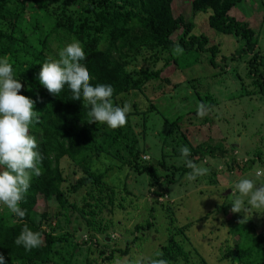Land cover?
Instances as JSON below:
<instances>
[{"label": "trees", "instance_id": "obj_1", "mask_svg": "<svg viewBox=\"0 0 264 264\" xmlns=\"http://www.w3.org/2000/svg\"><path fill=\"white\" fill-rule=\"evenodd\" d=\"M260 1L261 8H264V0ZM173 3L174 0H0V57L7 58L13 65L14 76L20 79L22 84L20 92L35 101L34 110L37 111L38 119L29 131L37 139L40 155L38 166L41 170L39 176L31 178L30 187L20 202L19 206L25 210L23 218L15 217L0 205V254L4 256L5 264H49L53 254L62 249L61 244L67 242L70 237L73 238L70 232L62 237L54 233L56 224L53 230L42 226L49 221L50 212L37 211L39 196H43L48 203H55L58 207L57 217L72 208L85 220L91 233L90 239L81 242L75 240L76 248L72 254H76L77 248L82 249V245L86 247L89 244L87 264L97 262L98 258H91L96 251L104 262L130 253L132 245L145 240L143 235L137 234L133 238L126 236V245L123 248L111 247L110 242L108 244L105 239V236H108L112 242L115 241V238H112V232L117 230L115 227L128 223L122 221L121 216L126 217L125 211L129 213V210H134V200L140 197L134 192L136 188L132 187L130 176L134 175L133 180L139 179L137 176H144L143 179L153 187L151 191L154 203L152 202L150 210L152 213L158 211L159 207L155 210V204L160 203L159 198H168L169 190L177 180L183 174L191 172L185 163L170 162L171 149L167 147L179 142L189 147L188 159L197 167H200L202 162L208 165L207 160L222 161L225 168L221 171V177H225V174L235 177L245 174L254 168L257 159L260 160V166L264 167L260 150L254 153L257 158L241 161L233 152L236 147L227 141L226 136L214 138L210 134L208 140L194 144L182 128L187 123L184 120L191 114L190 119L197 118V110L191 114H181L170 122L168 136L164 140L171 142H163L162 158L156 162L153 156L151 160L143 158L142 154L146 152L142 151L146 150L148 145L139 147V137L142 134L136 127L140 125L146 129L148 113L156 109L146 89L156 85L159 80L167 79L161 78L166 66L172 62L180 66L178 60L173 57L175 52H196V57L199 54L205 56L213 68L223 72L230 63L245 62L247 77L253 80L255 86L259 85L264 93V53L261 50L259 32L257 34L247 18L239 19L232 15V11L243 6L245 0H192L194 15L199 12L208 13L211 28L226 34L227 37L234 36L244 40L245 44L230 55L223 52L220 54V45L212 42L206 34L193 33L194 21L187 20L183 14L176 16ZM74 40L79 41L83 48L82 63L89 71V82L93 85L110 84L113 87L114 105L122 106L127 103L125 99L131 97L134 109L129 108L123 127L110 129L104 124L90 122L87 116L89 106L82 101L71 100L72 94L67 87L56 96L39 83L37 76L40 63L58 58V52ZM163 53L171 54V57L165 58L163 68L154 69ZM147 54H150V57H147ZM140 57L151 65L138 67L135 63ZM130 65L133 67L129 68ZM141 95L145 99L144 103L149 101L147 110L139 109ZM122 97L125 98L122 100ZM201 100L203 111L210 110L216 103L211 95H205ZM137 116L142 123L133 121ZM203 118L208 122L211 117L204 115ZM173 155L180 156L179 150ZM64 157L82 168V176L75 183H71L70 190L68 189L74 192L87 189L82 207H79L77 202H71L66 195L64 184L67 178L60 165ZM102 164L106 165L104 170L101 168ZM214 166L213 169L209 168V174L204 176L207 185L219 183L216 177L218 172H215ZM127 169L130 170L129 174ZM117 171H124L125 176L118 184L112 185L109 181L116 178ZM210 176L214 179H210ZM166 201L167 203L162 205L171 219L168 226L169 237L156 253L157 261H164V264H209L204 256L198 257L199 260L193 259V253L201 256L197 250L191 252L185 248L187 237L184 233L191 223L183 226L175 224L177 218L173 216L174 206L170 204L169 199ZM219 207L216 205L217 209ZM103 213L106 217H103ZM153 224L152 219L137 224L135 232L150 230ZM25 226L39 232L42 244L38 248L26 251L14 243ZM121 234L124 237L123 231ZM99 235H102L104 243L99 242ZM177 235H183L184 238L179 240ZM249 237L248 233L242 241L240 238L236 240L234 253L226 254L232 260L228 261V264H252L254 251L263 259L260 264H264V232L253 236L251 240L247 239ZM223 259L227 257L223 256ZM140 260V264H157L149 259Z\"/></svg>", "mask_w": 264, "mask_h": 264}, {"label": "rangeland", "instance_id": "obj_2", "mask_svg": "<svg viewBox=\"0 0 264 264\" xmlns=\"http://www.w3.org/2000/svg\"><path fill=\"white\" fill-rule=\"evenodd\" d=\"M260 4V0H245L243 6L237 7L232 11V15L239 19L247 18L252 23L257 34L259 32L261 50L264 53V8H261ZM173 5V11L176 16L183 14L187 20L194 21L193 33L206 34L212 42L220 45V54L223 52L230 55L235 53L239 46L245 44L244 40L238 37H227L226 34L211 28L208 19L210 14L199 12L194 15L192 0H174ZM173 38L176 39V37ZM196 56V52H185L183 50L175 52L173 57L178 60L180 66L178 67L172 62L161 73V78L167 77V79L159 80L156 85L147 87L146 92L153 99L156 109L148 113L149 121L145 125L146 129L140 125L136 127L138 132L146 136L145 138L142 135L139 137L141 140L140 148L144 144L148 145L146 150L142 151L146 152V154H142L143 158L151 160L153 156L155 157V162L162 158L163 142H171L164 140L168 136L167 131L171 125L170 122L181 114L193 113L194 110L202 106L201 97L211 95L216 100V103L210 110L203 111L204 115H208L211 118L208 122H205L204 115L190 119L191 114L184 120L187 123L182 128L187 137L197 145L208 140L210 134L214 138L226 136L227 141L236 147L233 152L239 160L245 161V159L252 157L257 158L254 155L257 150L262 152L264 159V93L259 85L255 86L253 80L247 77L248 70L245 62L230 63L226 71L223 72L218 68H213L205 56L200 54L198 57ZM147 57H150V54H147ZM166 57H171V54L163 53L161 59L156 62L154 69L163 68ZM135 64L138 67L151 65L141 57ZM132 67V65L129 66V68ZM124 98L122 97V100ZM130 98L127 97L125 100L129 108L132 107L134 109ZM143 98L141 95L140 111L147 110V105L149 104V101L144 103L145 99ZM138 118L137 116L133 121L142 123L143 121ZM210 128L212 129L210 130ZM181 146H184L181 142L174 146H166L171 149V153H169L171 155V163L184 164L183 158L173 155ZM207 164L202 162L201 165L208 171L213 169V165H215L214 168L215 172H218L216 177L219 183L213 182V184L207 185L204 180L205 175L189 179L188 176L191 172L185 173L170 188V196L168 198L167 196L159 198L160 203L155 204V210H157V207H159V210L153 213L150 210L151 205L154 203L151 191L153 187L149 186L146 179H143L144 176H137L139 179L133 180L134 175H131V185L136 188L134 192L142 200L140 197H136L133 205L135 209L129 210V213L125 211L126 217L125 215L121 216V220L128 223H121L115 227L117 230L112 232V238H115V241L112 242V239L108 240V236H105V239L108 244L110 242L109 246L122 248L126 245V236L130 235V238H133L137 234L143 235L145 240H140V244L132 245L130 253L127 255L112 261L104 262L96 251L91 257L92 259L98 258L94 264H140V259H149L150 262L153 261L160 264L155 255L160 251L162 244L167 242L166 239L169 237L168 226L171 221L163 209L164 205H162L167 203V199L174 206L175 212L173 216L177 218L175 224L183 226L191 223L184 233V236L188 238L184 242L185 248L191 252H196L197 250L199 255H201L198 256L193 253V259L199 260L198 257L204 256L209 264H228V261H232L231 257L226 254L234 253L237 244L236 240L240 238L242 241L244 237H247L248 233L250 237L247 239L251 240L253 236L258 235L262 231L264 232V213L251 209V212L245 216L246 221H241L244 219V214L231 211L230 200L237 194L228 187L235 180L251 177L255 170H264V167L260 166V160L257 159L254 168H251L247 173H237V177L231 174H225V177H221V171L225 168L222 161L212 160L209 162L207 160ZM60 165L65 178H67V182L64 184L67 190L66 195L71 202H77L78 206L82 207L87 189H80L79 192L68 191L71 183H75L82 176V168L76 166L67 157L61 160ZM101 168L104 170L106 165L102 164ZM160 171L165 173L162 169ZM208 171L207 174H209ZM116 173V178L113 181H109L112 185L118 184V181L125 176L124 171H117ZM129 173L130 170L127 169V174ZM177 176L179 177V174ZM210 179L214 178L210 176ZM207 180L209 179L207 178ZM37 202L36 209L38 212L46 210L50 212L49 221L42 225L44 228L53 230L56 224L57 227L54 233L62 237L66 236L67 232H70L73 236V238L70 237L67 242L61 244L63 246L62 249H58L56 254H53L49 264H87L89 244L86 247L82 245V249L77 248L76 254H72L76 248L75 240L81 242L82 240L90 239L91 233L85 220L72 208L63 211L62 215L57 217L58 207L54 202L48 203L43 196H39ZM216 205L220 206L219 209L216 208ZM105 213L102 214L103 217H106ZM150 219L154 222L150 230L135 232V225L143 224ZM77 226L79 227L78 229L76 228ZM122 231L124 232V237L121 234ZM99 236V242L102 243L104 239L102 240V235ZM184 236L177 235V238L180 240ZM131 251L133 254H131ZM256 252H253L255 254L253 255L252 264H260L263 261L259 257L258 252ZM223 256L224 258L227 257V259H223ZM141 264L148 263L144 262Z\"/></svg>", "mask_w": 264, "mask_h": 264}, {"label": "clouds", "instance_id": "obj_3", "mask_svg": "<svg viewBox=\"0 0 264 264\" xmlns=\"http://www.w3.org/2000/svg\"><path fill=\"white\" fill-rule=\"evenodd\" d=\"M83 60L84 51L79 41L66 44L58 52V58L40 63L39 83L56 96L67 87L72 94L71 100L82 101L89 106L87 116L90 122L104 124L110 129L123 127L128 118L129 105L113 104V87L110 84H91ZM21 88L20 79L14 76L13 65L7 58L0 57V205L17 218L25 216V210L19 205L30 187L31 178L41 174L37 139L29 131L38 119L34 110L35 101L22 94ZM197 115H204L202 107L197 108ZM179 155L186 167L191 169L189 179L207 173L206 168L197 167L188 159V146H181ZM228 188L237 194L230 200L231 211L243 213L241 221H246L245 216L251 209L264 213V170L257 169L251 177L239 178ZM14 243L28 251L38 248L42 240L39 232L25 226ZM0 264H5L2 254Z\"/></svg>", "mask_w": 264, "mask_h": 264}, {"label": "water", "instance_id": "obj_4", "mask_svg": "<svg viewBox=\"0 0 264 264\" xmlns=\"http://www.w3.org/2000/svg\"><path fill=\"white\" fill-rule=\"evenodd\" d=\"M107 239L109 240L110 238L108 237Z\"/></svg>", "mask_w": 264, "mask_h": 264}]
</instances>
